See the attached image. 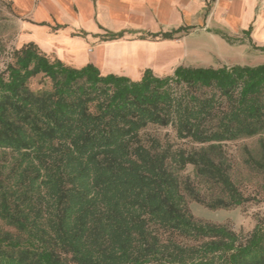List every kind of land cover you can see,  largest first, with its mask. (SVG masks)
I'll return each instance as SVG.
<instances>
[{
  "label": "trees",
  "instance_id": "obj_1",
  "mask_svg": "<svg viewBox=\"0 0 264 264\" xmlns=\"http://www.w3.org/2000/svg\"><path fill=\"white\" fill-rule=\"evenodd\" d=\"M40 75L52 89L35 93ZM149 126L202 149L147 148ZM262 133L264 65L147 71L133 82L25 46L0 75V264H264L263 225L237 234L189 207L190 197L214 211L249 202L223 146ZM187 166L214 198L182 183Z\"/></svg>",
  "mask_w": 264,
  "mask_h": 264
},
{
  "label": "crops",
  "instance_id": "obj_2",
  "mask_svg": "<svg viewBox=\"0 0 264 264\" xmlns=\"http://www.w3.org/2000/svg\"><path fill=\"white\" fill-rule=\"evenodd\" d=\"M10 2L22 21L34 22L28 26L41 36L43 54L77 70L92 65L102 76L140 82L147 71L165 78L180 67L264 65V0H219L210 10L198 0ZM233 39L240 41L234 45ZM215 47L238 50L231 57L217 55ZM189 51L204 55L188 61Z\"/></svg>",
  "mask_w": 264,
  "mask_h": 264
},
{
  "label": "rangeland",
  "instance_id": "obj_3",
  "mask_svg": "<svg viewBox=\"0 0 264 264\" xmlns=\"http://www.w3.org/2000/svg\"><path fill=\"white\" fill-rule=\"evenodd\" d=\"M20 15V12L13 7L10 0H0V75L6 72L10 64L15 63L16 52L23 47L34 45L43 53L40 47V43L43 41L41 36L28 26V23L33 25L34 22L30 20L22 21ZM23 22L26 24L24 28ZM239 41L235 39L230 43L235 45ZM203 44L212 47L209 42H203ZM216 49L218 55L219 50ZM235 50L238 49H234L233 52H230V50L219 52L221 55L232 57L236 54ZM200 55H204V52L199 54L198 52L189 51V54H187L188 61L192 60L194 56ZM51 57L48 56L47 58L52 62ZM261 59L257 60L260 61ZM58 62L62 63L60 60ZM261 63H264V61ZM157 76L162 77L165 75L158 74ZM29 88L35 93H40L51 90L52 83L48 78L40 75L29 82ZM140 139L141 143L147 148H151L154 142H159L161 148L170 153L179 151L191 153L202 149V146L189 140H179L175 130L171 127L149 126L141 131ZM222 160L229 168V175L233 183L244 197L248 198L249 202L241 207L214 211L195 202L190 197V211L197 220L227 226L237 234L249 235L258 224L264 226V133L253 138H244L224 144ZM179 176L183 184H190L207 200L218 194L197 174V170L193 166H187Z\"/></svg>",
  "mask_w": 264,
  "mask_h": 264
},
{
  "label": "built area",
  "instance_id": "obj_4",
  "mask_svg": "<svg viewBox=\"0 0 264 264\" xmlns=\"http://www.w3.org/2000/svg\"><path fill=\"white\" fill-rule=\"evenodd\" d=\"M208 10L213 9L219 2V0H198Z\"/></svg>",
  "mask_w": 264,
  "mask_h": 264
}]
</instances>
